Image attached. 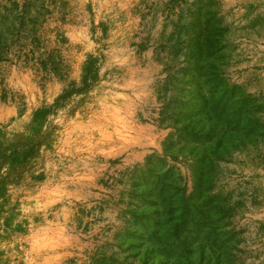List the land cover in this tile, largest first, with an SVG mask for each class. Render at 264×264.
<instances>
[{"label":"rangeland","instance_id":"374dc122","mask_svg":"<svg viewBox=\"0 0 264 264\" xmlns=\"http://www.w3.org/2000/svg\"><path fill=\"white\" fill-rule=\"evenodd\" d=\"M0 264H264V0H0Z\"/></svg>","mask_w":264,"mask_h":264},{"label":"trees","instance_id":"16d2710c","mask_svg":"<svg viewBox=\"0 0 264 264\" xmlns=\"http://www.w3.org/2000/svg\"><path fill=\"white\" fill-rule=\"evenodd\" d=\"M7 61H9V55L8 53L4 52L0 55V62H7ZM2 81L3 80L0 78V85ZM7 98H8V95H7L6 89H2V91H0V99L4 101V100H7Z\"/></svg>","mask_w":264,"mask_h":264}]
</instances>
